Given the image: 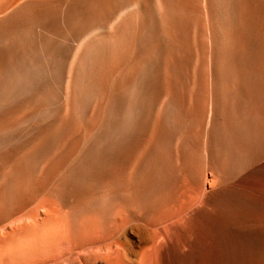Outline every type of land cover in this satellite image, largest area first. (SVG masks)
<instances>
[{
  "label": "bare ground",
  "instance_id": "bare-ground-1",
  "mask_svg": "<svg viewBox=\"0 0 264 264\" xmlns=\"http://www.w3.org/2000/svg\"><path fill=\"white\" fill-rule=\"evenodd\" d=\"M257 196L264 0H0V264L187 262Z\"/></svg>",
  "mask_w": 264,
  "mask_h": 264
},
{
  "label": "rangeland",
  "instance_id": "rangeland-1",
  "mask_svg": "<svg viewBox=\"0 0 264 264\" xmlns=\"http://www.w3.org/2000/svg\"><path fill=\"white\" fill-rule=\"evenodd\" d=\"M250 205L242 203L241 217L233 204L230 209L215 207L203 216L201 251L189 254L185 250L190 256L187 262L178 261L176 252L165 251L161 264H264V198L257 196Z\"/></svg>",
  "mask_w": 264,
  "mask_h": 264
}]
</instances>
